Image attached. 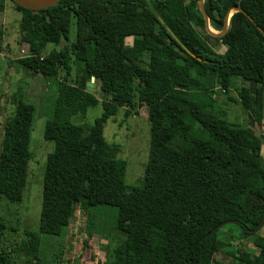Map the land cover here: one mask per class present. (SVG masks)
Returning <instances> with one entry per match:
<instances>
[{"label": "trees", "instance_id": "trees-1", "mask_svg": "<svg viewBox=\"0 0 264 264\" xmlns=\"http://www.w3.org/2000/svg\"><path fill=\"white\" fill-rule=\"evenodd\" d=\"M6 1L0 0V14ZM10 1L27 37L28 70L58 80L54 116L46 124L54 150L43 183L41 233L60 236L78 207L107 205L118 209L113 230L122 236L107 264H226L216 258L229 246L219 238L224 225H218H238V239L255 236L263 226L258 228L264 217V137L215 112L214 96L217 84L235 90L238 102L263 124L264 35L257 26L264 31V0H205L216 31L237 6L257 24L235 12L222 37L207 33L200 0H59L39 11ZM72 25L74 41L43 56L48 45L70 40ZM210 41L225 51L217 52ZM92 77L108 85L110 99L94 125H74V115L100 103L87 91ZM244 83L258 86L255 94ZM141 98L148 108L150 154L142 185L130 191L127 163L103 130L120 108L137 111ZM35 114V106L20 96L3 127L0 205L23 202ZM102 192L114 198H91ZM128 196L123 207L119 199ZM0 228V264H16L21 255L40 264L39 233L27 231L17 245H6L7 227L0 223ZM95 229L89 228L90 234L100 232ZM254 246L256 254L231 252L234 264H264V239L255 237Z\"/></svg>", "mask_w": 264, "mask_h": 264}, {"label": "rangeland", "instance_id": "rangeland-1", "mask_svg": "<svg viewBox=\"0 0 264 264\" xmlns=\"http://www.w3.org/2000/svg\"><path fill=\"white\" fill-rule=\"evenodd\" d=\"M20 13L10 0L6 1V9L0 14V135L7 121L16 111L20 96L25 102L36 108L33 129L31 132L30 151L32 158L28 165V182L21 204L4 201L0 205V223L7 227L4 230L6 245H17V241L25 239L27 231L39 233L41 239L40 264H107L109 254L117 246L122 237L113 230L118 209L112 206H100L92 209L78 207L69 226L60 236L41 233V213L43 203V183L47 168L48 156L54 150V141L46 140V124L53 119L56 100L57 83L55 78H45L28 70L29 45L26 35L19 30ZM213 32L218 33L213 29ZM76 27L72 25L70 40H63L60 45H48L43 56L53 50L69 46L75 39ZM131 45L133 38L127 39ZM214 49L223 53L225 47L221 43L210 41ZM82 55L79 56L81 58ZM66 71L61 70L58 79L63 80ZM70 79L75 76V67L69 72ZM242 82L238 81L237 85ZM253 88L258 86L243 84ZM215 112L226 120L236 124H247L251 133L259 132L264 137V122L257 125L250 113L238 102L239 96L235 90L231 92L216 85ZM108 85L94 82L93 93L99 99L97 106L90 107L85 113L74 115L71 122L74 125H94L103 114L102 103L110 99ZM253 94V95H254ZM231 97V98H230ZM234 99H233V98ZM141 107L133 111L130 105L120 108L105 124L103 136L111 147H119L117 157L125 160L127 170L125 183L136 188L142 185L150 154V123L145 99H139ZM130 112L126 114V112ZM264 149V147H263ZM129 191V192H130ZM130 197V198H129ZM92 199H113L114 195L107 192L95 194ZM118 200V199H117ZM131 201V196L119 199L124 207ZM94 215L93 220L91 215ZM93 223L92 226L90 223ZM100 232L90 234L89 228ZM95 229V230H96ZM1 230V228H0ZM14 231L13 232H11ZM15 230L17 231L15 233ZM242 229L233 223L224 225L219 231V238L229 243L216 258L226 264H234L231 252L236 249H247L257 253L254 239L260 236L264 239V224L255 236L238 239ZM235 238V239H234ZM27 257L21 255L16 264H31Z\"/></svg>", "mask_w": 264, "mask_h": 264}, {"label": "water", "instance_id": "water-1", "mask_svg": "<svg viewBox=\"0 0 264 264\" xmlns=\"http://www.w3.org/2000/svg\"><path fill=\"white\" fill-rule=\"evenodd\" d=\"M12 1L16 5H18L22 8L28 9V10H32V11L44 10V9L49 8V7L55 6L59 3V0H12ZM204 3H205V0L199 1L200 11H201L203 18H204V21H205V27H206L207 33L213 37H222L227 33V31L229 29L230 17L235 12L245 13L246 16L251 20V22H253L257 26L255 21L241 8V6H237L235 8H232L228 12V14L226 15L223 30L219 31L218 33H215V32H213V28L211 27L210 19H209V16L205 10ZM257 27H258L259 31L264 35V31L262 30V28L259 26H257ZM94 82H95V77H92L91 81L87 84V91L88 92L93 93ZM226 223H229V222L221 223L220 225H218V227L216 229L220 228L221 226L225 225ZM263 224H264V217H263L260 225L258 226V228H260Z\"/></svg>", "mask_w": 264, "mask_h": 264}]
</instances>
